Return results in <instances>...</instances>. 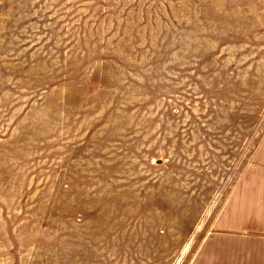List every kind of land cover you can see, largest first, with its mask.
Listing matches in <instances>:
<instances>
[{
  "label": "rangeland",
  "instance_id": "1",
  "mask_svg": "<svg viewBox=\"0 0 264 264\" xmlns=\"http://www.w3.org/2000/svg\"><path fill=\"white\" fill-rule=\"evenodd\" d=\"M264 168V0H0V264H189Z\"/></svg>",
  "mask_w": 264,
  "mask_h": 264
},
{
  "label": "crops",
  "instance_id": "2",
  "mask_svg": "<svg viewBox=\"0 0 264 264\" xmlns=\"http://www.w3.org/2000/svg\"><path fill=\"white\" fill-rule=\"evenodd\" d=\"M200 242L189 264H264V168L229 216Z\"/></svg>",
  "mask_w": 264,
  "mask_h": 264
}]
</instances>
